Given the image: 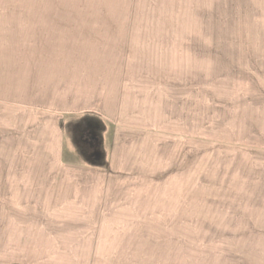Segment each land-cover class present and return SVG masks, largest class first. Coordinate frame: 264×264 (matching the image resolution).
Segmentation results:
<instances>
[{
  "label": "crops",
  "instance_id": "0c3cea01",
  "mask_svg": "<svg viewBox=\"0 0 264 264\" xmlns=\"http://www.w3.org/2000/svg\"><path fill=\"white\" fill-rule=\"evenodd\" d=\"M78 3H0V264H264L258 131L239 196L115 180L182 127L183 84L168 89L167 64L216 46L215 0ZM254 5L264 30V0ZM263 37L246 61L264 62Z\"/></svg>",
  "mask_w": 264,
  "mask_h": 264
},
{
  "label": "rangeland",
  "instance_id": "374dc122",
  "mask_svg": "<svg viewBox=\"0 0 264 264\" xmlns=\"http://www.w3.org/2000/svg\"><path fill=\"white\" fill-rule=\"evenodd\" d=\"M37 1L80 4L79 0H0V3L31 6ZM104 1L111 0H97V4ZM215 3L216 46L207 53L202 49L208 47H185V50L198 49L200 54L190 53L182 62L167 64L168 89L174 83L170 80L177 79L183 84L177 96L178 101L182 98L185 101L183 111L176 112L178 119H184L182 127L169 126L168 137L173 140L168 139L165 150L158 156L137 159L136 173L121 174L115 180L166 182L168 197L239 196L241 151L256 148L255 132H259L261 144L264 135V121L260 118L256 122L251 114L258 101L260 107L264 106V62L245 59L254 57L261 48L256 43L264 36V30L257 28L260 16L254 0H215ZM189 17L185 14V21ZM204 21H208L207 17ZM173 101L169 94V102ZM81 162L101 164L89 158H81Z\"/></svg>",
  "mask_w": 264,
  "mask_h": 264
}]
</instances>
